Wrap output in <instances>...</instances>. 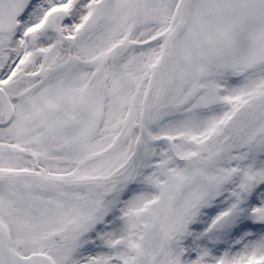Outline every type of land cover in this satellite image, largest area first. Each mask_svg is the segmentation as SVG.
I'll use <instances>...</instances> for the list:
<instances>
[{
	"label": "snow or ice",
	"instance_id": "1",
	"mask_svg": "<svg viewBox=\"0 0 264 264\" xmlns=\"http://www.w3.org/2000/svg\"><path fill=\"white\" fill-rule=\"evenodd\" d=\"M0 264H264V0H0Z\"/></svg>",
	"mask_w": 264,
	"mask_h": 264
}]
</instances>
